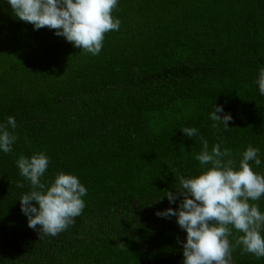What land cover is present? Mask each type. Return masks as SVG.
<instances>
[{
	"label": "trees",
	"instance_id": "1",
	"mask_svg": "<svg viewBox=\"0 0 264 264\" xmlns=\"http://www.w3.org/2000/svg\"><path fill=\"white\" fill-rule=\"evenodd\" d=\"M112 15L119 30L93 56L0 0V124L14 117L18 137L0 150V264H183L186 230L156 212L179 207L165 194L177 174H197L201 137L237 163L258 148L261 165L250 163L264 175V0H118ZM215 104L228 128L212 127ZM38 152L50 160L43 182L63 171L87 189L74 223L41 238L21 211L31 189L15 163ZM250 203L264 214V195ZM229 228L232 245L243 233ZM232 264L264 257L239 246Z\"/></svg>",
	"mask_w": 264,
	"mask_h": 264
},
{
	"label": "clouds",
	"instance_id": "2",
	"mask_svg": "<svg viewBox=\"0 0 264 264\" xmlns=\"http://www.w3.org/2000/svg\"><path fill=\"white\" fill-rule=\"evenodd\" d=\"M14 18L33 25L35 30L47 27L54 30L74 47L85 53L98 55L102 49L105 33L119 30L120 20L113 18V9L118 0H7ZM261 95H264V67L259 69L256 80ZM222 105L215 104L210 114L215 129L220 124L229 127L233 119L224 113ZM17 127L14 117L9 116L6 124H0V150L12 151L17 136L8 130ZM188 137H195L197 129L183 127ZM203 149L196 155L200 168L197 174H177L179 188L165 195L170 203L182 197L178 208L169 207L157 211L158 217H176L182 230H186L183 245V264H232V252L242 246L243 252L264 257V214L256 203L264 195V175L253 170L250 162L261 165L259 149L251 144L237 161L231 149L221 150L220 144L209 151L208 141L201 137ZM19 173L30 181V191L20 199L21 211L26 215L28 227L42 235L56 236L74 223L85 208L82 199L86 187L74 174L58 172L54 179L42 181L50 163L44 152L30 158L20 155L16 160ZM17 187L24 184L18 182ZM229 226L243 233L230 245L232 235ZM125 243L117 246L125 248Z\"/></svg>",
	"mask_w": 264,
	"mask_h": 264
}]
</instances>
